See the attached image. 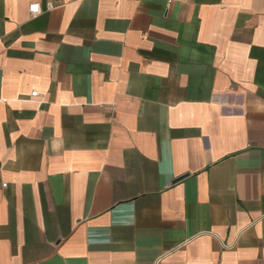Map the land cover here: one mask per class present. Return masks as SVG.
Instances as JSON below:
<instances>
[{
  "label": "crops",
  "instance_id": "crops-1",
  "mask_svg": "<svg viewBox=\"0 0 264 264\" xmlns=\"http://www.w3.org/2000/svg\"><path fill=\"white\" fill-rule=\"evenodd\" d=\"M0 264H264V0H0Z\"/></svg>",
  "mask_w": 264,
  "mask_h": 264
},
{
  "label": "built area",
  "instance_id": "built-area-1",
  "mask_svg": "<svg viewBox=\"0 0 264 264\" xmlns=\"http://www.w3.org/2000/svg\"><path fill=\"white\" fill-rule=\"evenodd\" d=\"M29 11L32 15L36 16L41 13V7L39 4H32L29 8ZM38 93L34 92L32 93V97H37Z\"/></svg>",
  "mask_w": 264,
  "mask_h": 264
},
{
  "label": "water",
  "instance_id": "water-1",
  "mask_svg": "<svg viewBox=\"0 0 264 264\" xmlns=\"http://www.w3.org/2000/svg\"><path fill=\"white\" fill-rule=\"evenodd\" d=\"M187 176H188V174H186V175H184V176L178 178L176 181H179V180H181V179H183V178H185V177H187Z\"/></svg>",
  "mask_w": 264,
  "mask_h": 264
}]
</instances>
